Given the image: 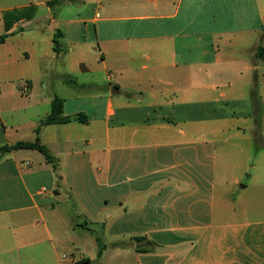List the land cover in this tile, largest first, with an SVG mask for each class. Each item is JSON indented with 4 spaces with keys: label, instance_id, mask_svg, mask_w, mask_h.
Listing matches in <instances>:
<instances>
[{
    "label": "crops",
    "instance_id": "1",
    "mask_svg": "<svg viewBox=\"0 0 264 264\" xmlns=\"http://www.w3.org/2000/svg\"><path fill=\"white\" fill-rule=\"evenodd\" d=\"M11 11L23 17L4 31ZM0 25L2 45L30 38L49 43L40 57L73 59V74L36 71L48 80L42 101L46 116L58 97L63 116L87 118L40 127L55 170L36 150L0 153V264H264V151L250 166L219 163L201 128L258 111L254 93L235 94L264 86V0H0ZM93 71L99 79L81 77ZM43 119L33 138L0 119V147L33 142ZM232 129L264 140L260 125ZM246 166L256 171L236 208L228 188L249 187L233 172Z\"/></svg>",
    "mask_w": 264,
    "mask_h": 264
},
{
    "label": "rangeland",
    "instance_id": "2",
    "mask_svg": "<svg viewBox=\"0 0 264 264\" xmlns=\"http://www.w3.org/2000/svg\"><path fill=\"white\" fill-rule=\"evenodd\" d=\"M3 34L2 27L0 25V36ZM16 37V36H14ZM19 37V36H18ZM17 38V37H16ZM14 38V40L16 39ZM30 38L27 41H18L10 44L2 45L0 44V62L3 60H8L9 64L6 66H2L0 64V119L3 122V126H12V125H22V138H33L34 135L28 128L29 125L34 122L37 116L40 118H45L47 112L49 111V106L45 101H42V96L47 95L49 90L42 88V85L39 83L43 82V85H47L48 80L43 78L41 79L37 75L36 71H38L43 66H51V68L56 69L59 73H64L66 71L72 72L74 71L72 67L73 59L61 54L58 60H55L51 57H40L43 54L47 55L51 53L49 50V43L45 41H39V45L36 44L35 39L33 47L29 44ZM37 40V39H36ZM57 42L58 40L55 39ZM17 44V46H16ZM25 46L27 49L26 52L28 57L24 58L21 54V47ZM59 52V50H58ZM28 58V59H27ZM94 66L92 67V69ZM75 76V75H74ZM94 78L99 79V75L97 72L93 71L91 73L83 74L81 77L84 78ZM79 77V78H81ZM24 78H28L32 82L33 90L29 94L25 93L24 88L22 90L21 85L23 83ZM75 80V79H73ZM59 85V82L56 83ZM80 92H85L86 90H79ZM96 91V90H93ZM229 92V91H227ZM235 91H230L228 93L229 97L234 96ZM240 92L245 93V97L248 98L250 92L254 93L257 101H259L258 111L256 115H252V118H241L239 117L237 120H233L232 122H220L217 124L205 123L201 125V128L205 129V131L209 134V137H215L218 141V161L220 163V158L223 160V156L225 158L230 157L231 163L239 162L240 157L244 159L247 158V164L250 166L252 162H255L254 150L256 148L263 149L264 151V140L253 138L252 133L248 130L244 131L243 134L239 131H234L232 128L235 126H239L240 128L248 125L249 128L253 127V125H260V129L264 130V86L258 87L253 91L245 90V91H237L235 95L241 98ZM243 96V95H242ZM254 98V97H253ZM47 102V101H46ZM46 109V110H45ZM238 110H243V105L240 103V106L237 108ZM249 110V106L247 108ZM252 110V109H251ZM255 120V121H254ZM258 120V121H257ZM223 129V130H222ZM231 129V130H228ZM2 131V126L0 125V134ZM32 140V139H31ZM236 147H244L249 150L248 155H240L238 153H229L227 154L225 151L226 147L231 146ZM263 146V147H261ZM259 150V149H258ZM34 155L39 158L38 154L34 152ZM29 162L31 159H27ZM264 164V158H263ZM259 165V163H258ZM244 171L247 173L246 175L242 174V172L236 168L233 172H236V175L241 180V185L246 186L249 185L247 189L239 190V186H230L228 189L229 194L233 195L237 200L236 202H232L233 207L240 208L241 195H247L250 185L252 184V177L249 176V173L255 172L256 170H251L250 168L245 167ZM218 174H220L221 167L218 165ZM232 172V171H231ZM230 172V173H231ZM248 175V176H247ZM253 176V175H251ZM220 191V194L217 193L218 201L220 202L223 198V190ZM225 192V191H224ZM224 217L228 215H223ZM230 217H234V215H230ZM239 217V216H238ZM108 238V237H107ZM101 239L104 243L105 240H113L111 238ZM102 245V244H101ZM104 245V244H103ZM102 245V246H103Z\"/></svg>",
    "mask_w": 264,
    "mask_h": 264
},
{
    "label": "trees",
    "instance_id": "3",
    "mask_svg": "<svg viewBox=\"0 0 264 264\" xmlns=\"http://www.w3.org/2000/svg\"><path fill=\"white\" fill-rule=\"evenodd\" d=\"M57 1H53V3H56ZM23 15L20 13L18 14V11H11L9 13H5L3 16V27L4 31L9 30V28L12 26V24L19 19H21ZM6 35L0 36V42H2L3 38ZM58 42L53 39V51L58 52ZM255 56L259 60L264 61V37L261 38L259 41V44L256 47ZM87 121V118L84 114H76L74 116H63L62 115V100L58 97H53L50 103V112L49 114L39 122L38 127L35 128V140L33 142L28 141H18L14 143L13 145H3L0 147V153L9 152L12 150H19V149H25V150H36L40 154L43 155L44 159L52 164L53 170L56 169V163L55 160L50 156L48 153L46 147L39 142L38 134L41 126H47V125H53V124H65L69 122H78V123H85ZM134 240L139 243L140 241H146V238L144 237H135ZM97 245H98V255L101 253L103 246L100 244L99 240L96 239ZM148 244L153 245V243H150L146 241ZM139 252H147L146 249H138Z\"/></svg>",
    "mask_w": 264,
    "mask_h": 264
},
{
    "label": "built area",
    "instance_id": "4",
    "mask_svg": "<svg viewBox=\"0 0 264 264\" xmlns=\"http://www.w3.org/2000/svg\"><path fill=\"white\" fill-rule=\"evenodd\" d=\"M26 87H27V85L25 84V85H24V90L26 89ZM25 164L27 165V163H25ZM42 190H44V189H42Z\"/></svg>",
    "mask_w": 264,
    "mask_h": 264
}]
</instances>
